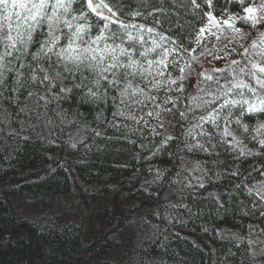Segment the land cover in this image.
Wrapping results in <instances>:
<instances>
[{
  "label": "snow or ice",
  "instance_id": "obj_1",
  "mask_svg": "<svg viewBox=\"0 0 264 264\" xmlns=\"http://www.w3.org/2000/svg\"><path fill=\"white\" fill-rule=\"evenodd\" d=\"M220 2L217 14L216 0H140L135 10L127 0H0V135L33 108L71 114L73 127L83 113L69 102L95 109L97 119L110 112L108 126L150 153L144 159L180 141V152L232 154V176L247 163L251 207L264 218V0ZM182 14L192 20L177 26ZM181 120L183 140L170 131ZM252 228L248 248L260 245L264 255V228L255 239Z\"/></svg>",
  "mask_w": 264,
  "mask_h": 264
},
{
  "label": "trees",
  "instance_id": "obj_2",
  "mask_svg": "<svg viewBox=\"0 0 264 264\" xmlns=\"http://www.w3.org/2000/svg\"><path fill=\"white\" fill-rule=\"evenodd\" d=\"M127 3L134 10L140 6V0ZM215 6L217 14L224 7L220 0ZM230 10L240 11L237 5H231ZM191 20L190 15L182 14L177 26ZM69 103L83 113L75 117L76 127L68 122L73 119L71 114L62 120L56 114L59 109L49 106L15 118L0 135V264H78L85 255L103 254L113 247L109 240L122 226L127 211L137 208L155 211L154 224L138 220L130 241V258L123 264H232L233 259L234 264H264L260 245H255V257L247 245L250 226L253 239L259 228H264V218L251 207L255 197L247 194V187L254 183L245 184L250 170L247 163L240 165L239 176H232L237 166L232 154L218 149L221 154L210 158L205 153L180 152V141L170 142L155 156L144 159L150 153H142L108 126L113 119L110 112L97 119L95 109ZM69 103L62 107L68 109ZM187 127V121L181 120L170 131L183 140ZM10 130L18 135L7 138ZM97 131L101 135L97 136ZM160 139L162 136L156 137L157 142ZM177 156L186 163L178 164ZM197 160L203 171L189 176L199 177L204 187L176 183V173L192 168ZM149 167L161 178L154 180ZM29 170L37 174L23 179L21 174ZM132 197L136 205L121 206ZM94 201L100 202L103 210L94 211ZM34 209L42 211L35 218L19 213ZM91 215L107 227L102 230L97 225L95 232L100 235L85 237L82 220L86 216L91 219ZM177 227L188 230L204 245L176 233ZM241 236L243 241L237 239Z\"/></svg>",
  "mask_w": 264,
  "mask_h": 264
},
{
  "label": "rangeland",
  "instance_id": "obj_3",
  "mask_svg": "<svg viewBox=\"0 0 264 264\" xmlns=\"http://www.w3.org/2000/svg\"><path fill=\"white\" fill-rule=\"evenodd\" d=\"M213 63H215V62H213ZM205 67H209L207 62L205 63ZM191 79L195 80V74H193V77ZM191 89H192V92H195V84H193V87ZM186 168L188 169V171L187 172L186 171L181 172V170H180L179 175L176 174L174 181L176 183L181 184V185H185V186L190 185L189 187H194V186L198 187L199 185L195 184L196 179L191 178L189 176V174H191V173L193 174L196 171H192V168L190 166L186 167ZM150 172H151V175L154 176V180H156L158 178V176H160V175H158L159 174L158 172H152V171H150ZM36 174L37 173L35 171L29 170V171L23 172L21 174V177L24 179L26 177H33ZM251 186H252V184H251ZM132 199L125 200L123 202L124 204H121V206L124 208H127V207H132L133 203L136 205L137 200L133 197H132ZM71 202L72 201H68L69 204ZM20 203L22 204L21 201H20ZM91 206L93 209H95L94 211L103 210L102 209L103 206L100 202L96 203L94 201V202H92ZM127 212L129 214L124 219L122 226L117 228V230L113 231L114 234L112 235L111 239L109 240V242L113 245V247L107 249V251L103 254L92 253L89 255H85L84 257L81 258V260L78 262V264H123L129 260V258H130V254H129L130 241L132 238V234L137 227L138 220L140 218H143L145 222L153 225L154 224V220H153L154 213L153 212H155V211H143V210L137 208L135 211H127ZM19 213L21 215L25 214L26 216H31V217L34 216V218H35L36 216L41 214L42 211H36L34 209L32 211H19ZM66 213H68V211ZM83 215H84L83 212L80 213L78 218L81 217L79 219H82ZM96 218H97V216L91 215V219L90 218L88 219L86 216V218H84L85 220L84 221L82 220V222L85 226V237H89V236L92 237V236H96L97 234L100 235L101 232L100 233L95 232V227H97V225L102 230L107 227L104 225L105 223L101 224V226H100L99 222L96 220ZM181 218L183 219V217H181ZM179 222H182V220L180 219V221H178V223ZM175 229H176L175 230L176 233L187 236L190 239H192L193 241H197V242L201 243V245H204L203 240L194 237V235H191L188 230H186L182 227L181 228L177 227ZM164 230L168 231L167 228ZM168 234L169 233H166V235H168ZM251 250H255V251L257 250L255 245L253 246V248ZM251 250L249 249L250 252H252Z\"/></svg>",
  "mask_w": 264,
  "mask_h": 264
}]
</instances>
